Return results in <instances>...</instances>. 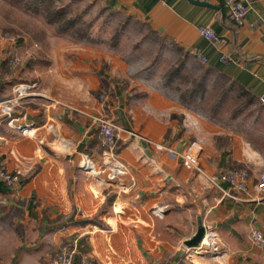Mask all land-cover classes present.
<instances>
[{"label":"crops","instance_id":"1","mask_svg":"<svg viewBox=\"0 0 264 264\" xmlns=\"http://www.w3.org/2000/svg\"><path fill=\"white\" fill-rule=\"evenodd\" d=\"M88 1L56 5L81 13ZM101 1L199 60L212 82L223 74L231 91H249L255 109L215 116L198 101L184 103L155 75L130 74L119 54L81 40L36 50V40L28 47L24 37L13 49L0 36V100L22 81L51 97L15 107L17 128L25 130L0 115V160L19 173L16 187L0 178V264H51L67 243L76 247L74 264H264V251L249 239L252 229L264 233V191L255 186L264 172V0H242L249 8L243 25L226 0ZM203 26L217 42L201 36ZM17 54L22 61L9 66ZM103 114L124 128L113 149L92 120ZM242 116L249 122L239 123ZM191 145L198 168L183 164ZM230 168L249 172V192L221 181ZM200 220L206 233L199 244L212 238L218 251H187L196 247L186 242Z\"/></svg>","mask_w":264,"mask_h":264},{"label":"rangeland","instance_id":"2","mask_svg":"<svg viewBox=\"0 0 264 264\" xmlns=\"http://www.w3.org/2000/svg\"><path fill=\"white\" fill-rule=\"evenodd\" d=\"M83 9L81 13L76 12L79 15L74 13L72 16H76V26L65 29L68 26L66 21V25L57 24L51 22L48 16L36 13L33 8L25 10L17 0L15 3L0 0V36L16 35L20 41L14 43L13 48L25 45L24 37L29 38L26 45L32 47L31 39H34L36 42L32 48L36 50H45L49 44L81 40L83 43L106 48L122 56L123 64L130 74L143 78L155 75L173 88L183 81L175 75L174 70L179 65L185 64L190 73H202L199 70L203 64L199 63V60H191L188 53L178 50L174 43L166 40L139 17L112 11L101 0H90ZM16 57L19 64L22 60L18 54ZM8 60L12 61V66L16 65L13 64L14 57L11 56ZM184 71L187 72L186 69ZM173 76L176 81L173 80L169 84L168 81ZM180 86L183 90L186 88L185 85ZM254 109L250 107L246 110L245 116ZM245 116L239 119V123L249 122Z\"/></svg>","mask_w":264,"mask_h":264},{"label":"built area","instance_id":"3","mask_svg":"<svg viewBox=\"0 0 264 264\" xmlns=\"http://www.w3.org/2000/svg\"><path fill=\"white\" fill-rule=\"evenodd\" d=\"M226 7L232 20L237 25H243L246 21L249 8L242 0H226ZM201 36L207 38L212 42L218 41V35L210 27H199L198 29ZM3 38L10 44L16 43L19 38L14 34H7ZM229 55L223 53L221 56L222 61L228 62ZM206 61V59H203ZM17 59H14V64H17ZM42 97L51 99L45 90H42L38 83L19 82L14 85L13 95L9 98L0 100V115H7L8 122L11 126L17 128L16 122L20 121L19 116H14V109L20 102L26 98ZM93 123L100 128L103 143L113 149L115 143L121 138L124 128L116 124L111 118L103 115L92 116ZM25 130L21 125L17 129ZM137 136V135H135ZM141 140L143 136L138 135ZM183 164L187 168H198L199 161L197 155L194 153L192 145L190 149L182 152ZM116 171L122 172L125 167L112 163ZM0 178L9 186L16 187L19 181V173L11 172L7 169L6 165L0 160ZM221 181L229 185L230 189L234 191L249 192V172L244 168H230L223 172ZM258 191H264V172L260 175L256 182ZM214 235V234H213ZM249 239L264 251V233L259 229H252L249 234ZM76 243V241L74 242ZM219 250V244L212 238L204 239V241L196 247H187L189 253H203L207 251L216 252ZM76 254V247L74 244L67 243L56 252L51 260V264H74ZM83 264H91L89 258H85Z\"/></svg>","mask_w":264,"mask_h":264},{"label":"trees","instance_id":"4","mask_svg":"<svg viewBox=\"0 0 264 264\" xmlns=\"http://www.w3.org/2000/svg\"><path fill=\"white\" fill-rule=\"evenodd\" d=\"M15 3L16 0H8ZM62 0H17V2L23 6L25 9L33 8L34 11L45 17H49L51 22H57V24L66 25L64 22H68V26L65 29L73 28L76 26V16L72 17L74 11L68 6L62 5L57 6L56 2ZM20 39L16 42L18 43ZM15 43V44H16ZM14 45L12 46V48ZM17 49V48H13ZM179 50L183 52V49ZM9 66H12V61H7ZM14 64V60H13ZM14 66V65H13ZM15 65L14 67H16ZM182 69L183 72L182 73ZM187 70V72L184 71ZM175 75L177 78L183 80L180 85H185L186 88L183 90L179 84L175 86V90L180 93V98L184 103L196 102L198 107L205 108L215 116L220 113H234L245 112L251 104H255L256 98L249 91L244 90L241 86L231 87L229 85V78L225 75H221L218 80H209L205 72L202 74L190 73L186 68L185 64L179 65L175 70ZM174 74V73H173ZM176 78L171 77L170 83ZM212 85L211 91H208V86Z\"/></svg>","mask_w":264,"mask_h":264},{"label":"water","instance_id":"5","mask_svg":"<svg viewBox=\"0 0 264 264\" xmlns=\"http://www.w3.org/2000/svg\"><path fill=\"white\" fill-rule=\"evenodd\" d=\"M205 233H206V228L200 220L197 232L190 240L186 242V245L197 246L203 240Z\"/></svg>","mask_w":264,"mask_h":264},{"label":"bare ground","instance_id":"6","mask_svg":"<svg viewBox=\"0 0 264 264\" xmlns=\"http://www.w3.org/2000/svg\"><path fill=\"white\" fill-rule=\"evenodd\" d=\"M108 175V174H107Z\"/></svg>","mask_w":264,"mask_h":264}]
</instances>
